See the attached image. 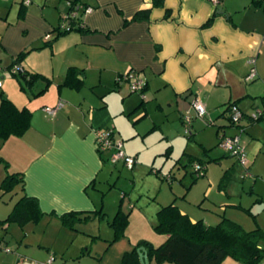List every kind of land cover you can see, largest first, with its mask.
Wrapping results in <instances>:
<instances>
[{
	"label": "crops",
	"instance_id": "crops-1",
	"mask_svg": "<svg viewBox=\"0 0 264 264\" xmlns=\"http://www.w3.org/2000/svg\"><path fill=\"white\" fill-rule=\"evenodd\" d=\"M23 1L8 4L0 0V101L3 95L16 107L31 112L30 126L21 137L0 141V183L6 173H21L23 189L16 188V194L33 197L43 213H54L56 217L45 216L42 221L47 226L53 224L58 235L70 237L74 232L63 227L58 216L103 208L104 195L97 197V185L105 165L110 163L111 152L96 149L95 132L112 129L107 128L105 120L99 121L94 111L105 108V90L119 92L122 82L131 85L138 80L144 84L142 95L152 94L158 110L163 109L164 99L177 105V101L191 105L198 99L205 109L213 108L220 99L224 101L225 117L228 104L233 102L244 115L255 105L264 112V9L253 0L248 5L244 1L240 11L232 10L230 0H220L217 6L208 0H163V7H153V0L84 1L93 8L81 19L91 33L72 32L44 47L41 51L49 56V71L42 68L40 60L36 61L41 54L35 53L38 49L17 62L22 51L38 42L43 46L44 36L58 25L38 4L29 0L30 4L24 6ZM144 11L147 15L140 14ZM65 53L68 57L55 68L54 60ZM13 64L22 73L49 75H44L50 81L48 99L32 103L20 97V85L9 71ZM69 68L84 72L80 91L63 86ZM251 71L255 77L248 81ZM89 74L92 76L88 78ZM117 78L122 81L114 90ZM86 83L93 91L102 90L91 97L99 104L93 99L88 101L82 93ZM43 87H36L35 95ZM45 92L35 98L46 96ZM59 102L63 105L54 116L43 112ZM142 107L144 100L135 110ZM259 123L264 126V114ZM6 208L0 210V219L12 207ZM0 228L4 231L0 233V244L7 248L4 238L8 230L20 237V228L14 224ZM18 245L14 251L0 253V264H46L41 252L22 251L20 240ZM39 247L47 250V246ZM48 256L55 261L54 253Z\"/></svg>",
	"mask_w": 264,
	"mask_h": 264
},
{
	"label": "rangeland",
	"instance_id": "rangeland-1",
	"mask_svg": "<svg viewBox=\"0 0 264 264\" xmlns=\"http://www.w3.org/2000/svg\"><path fill=\"white\" fill-rule=\"evenodd\" d=\"M6 1L10 4L14 0ZM32 1L43 8L46 15L52 16L56 20L55 24L59 22L58 13L66 10V0ZM230 1L233 11H240L239 8L243 6L244 1L249 4V0H242L241 3L238 1L236 3V0ZM51 36L53 38L55 34ZM38 43L31 46V48H39L35 53H41L36 57V61L40 60L42 68L49 71L52 68L49 56L47 52L41 51L45 49L41 47V42ZM67 57L66 53L59 54L54 60L55 68ZM40 74L49 76L44 72ZM91 74L88 78L92 76ZM22 84L27 88L24 82ZM44 84L45 82L40 79L34 81L35 88L32 86V91L37 92L36 87L39 88ZM87 84L82 93L86 95L88 101L93 99L99 104L98 99L91 97H95L97 92L102 90L98 88L97 92L93 91ZM121 87L119 92L105 90V108L94 111L99 114V121L108 122L107 128L112 129L122 141L124 154L134 159L132 168H128L122 162L105 165L97 185V197L100 199L101 195H104L101 203L105 216L102 219L95 218L87 224L77 225V233L74 231L70 237L69 234L58 235L53 224L47 226L44 220L38 224H27L20 229V237L8 230V235L4 238L8 248L6 246L5 248L9 252L14 251L19 247L20 240L22 251L41 252V257H44L43 262L53 258L48 254L54 253L55 264H119L122 254L139 242L146 241L158 246L165 240V235L153 229L157 223L156 212L160 206L167 205L174 199L180 211L193 221L202 220L205 225L214 226L223 215L246 231L257 227L264 231V126L262 123L249 124L243 119L239 124L246 127L245 129L231 126L226 115L221 116L224 111L222 105L224 101L220 99L215 102L213 108L206 109L207 114L204 118L197 117L190 103L185 100L177 101V105L164 99L166 106L162 103L163 109L158 110V101L152 94L130 93V84L127 82H122ZM19 88L20 97L24 100L29 98V102L32 103L42 101L49 92L47 89L44 93L46 96L37 99L39 96L32 97L29 89L23 90L21 85ZM141 100L145 101V107L135 110ZM257 108L262 109L261 106ZM256 110L255 105L248 112V116L256 115ZM182 114L184 117L192 118L189 129L180 120ZM87 121H90L89 117ZM223 132L226 137H240L246 158L245 167L234 163V160L219 148ZM189 134H193V137L189 138ZM204 150H207L206 154L203 153ZM184 154L206 162L205 175L199 177L188 191L186 187L192 181L189 174L193 172V168L188 167L184 170L176 163L178 159H184ZM230 167L233 168L231 177L226 186L219 189V180L223 172ZM246 167L249 170H246ZM245 171L247 176L244 175ZM16 193L17 190L3 196L0 210L5 211L6 207H12L21 196V192ZM99 199L97 207L101 204ZM119 205L124 213L129 214V222L121 238L109 244L114 235L109 222ZM0 233L4 234L1 228ZM39 245L47 246L48 252ZM260 246L264 247L263 241L260 242ZM148 264L156 263L148 261ZM220 264L245 263L226 257ZM257 264H264V257Z\"/></svg>",
	"mask_w": 264,
	"mask_h": 264
},
{
	"label": "trees",
	"instance_id": "trees-1",
	"mask_svg": "<svg viewBox=\"0 0 264 264\" xmlns=\"http://www.w3.org/2000/svg\"><path fill=\"white\" fill-rule=\"evenodd\" d=\"M253 2L256 5L262 6L264 9V0H253ZM152 5L153 7H163V0H153ZM22 7L23 5L20 9ZM147 13V11H144L143 13L140 12V14L144 15H147ZM79 20V22H71L70 29L68 31L61 29L58 22V25L52 29L49 34H47L49 39H44L42 48L48 46L50 47L59 37L68 35L72 32L82 34L91 33L83 26L81 19ZM53 33L55 36L52 38L51 34ZM47 35H45L44 38ZM35 49L39 48H28L22 51L17 58V62L19 60L21 62L24 56ZM14 76L17 78V81L23 90L29 89L31 92L35 80L40 79L45 82L40 93L45 92L50 83V81L41 74H27L21 72L14 74ZM83 77V70L69 68L67 70L63 86L65 85L72 90L80 91L83 87ZM126 79H124V81H126ZM121 81V79L117 78L114 90L118 89ZM23 82L26 84L27 88H25L22 84ZM40 93H36V95L35 93L30 94L35 97L39 96ZM140 94L142 95V92ZM262 100L264 102V98H262ZM231 104L235 103H229L228 106ZM263 114L264 112L262 111L261 114L254 119L252 116L244 115L242 113L243 117L241 120L245 119L249 122V124H254L263 119ZM226 118L229 120L231 126L243 129L246 128L240 126V124L235 125L231 121L229 114ZM30 119L31 112L28 109L24 107H16L10 100L1 95L0 141H5L10 137H21L29 128ZM222 136H224V132ZM188 137L191 138L192 134H189ZM203 153L206 154L207 150H204ZM228 156L232 158L230 155ZM183 158L184 159L182 160L178 159L176 163L184 170L188 167L193 168V172L189 174L192 181L189 186L186 187V191H188L199 177H203L205 175L206 162L204 163L201 159L185 154L183 155ZM232 159L238 163V161L234 158ZM6 168L7 167H5V169ZM246 168L249 170L248 167ZM232 170L233 168L230 167L223 172L218 183L219 189H223L226 186L231 177L230 175ZM23 184L24 180L21 173H6L0 183V201L3 196L15 192L16 188H20L22 191ZM184 197L185 196H183V198ZM120 206L121 205H119L114 216L109 222V225L114 232L113 238L109 244H113L121 238L124 229L129 222V214L124 213ZM45 216L56 217L54 213H43L39 207L37 199L21 194L18 200L13 204L7 216L0 219V226L6 228L8 225L14 224L20 229H23L27 224H38ZM104 216L105 214L102 212V209H98L87 212L71 211L62 214L57 218L63 227L77 232V225L87 224L95 218L102 219ZM156 217L157 223L153 229L156 232L165 235V240L158 246H153L146 241L139 242L133 246V248L122 254L119 264H140L136 251L139 247H144L147 251L148 261H154L156 264H163L165 262L172 264H220L226 257H231L245 264H257L264 257V247L260 246V242H264V231L258 227L251 231H246L239 224L223 215L220 217V221L214 226L205 225L202 220L192 221L188 215L182 213L176 206L175 199L167 205L160 206L156 212ZM93 238L95 239L97 237ZM0 247L5 246L0 244Z\"/></svg>",
	"mask_w": 264,
	"mask_h": 264
},
{
	"label": "built area",
	"instance_id": "built-area-1",
	"mask_svg": "<svg viewBox=\"0 0 264 264\" xmlns=\"http://www.w3.org/2000/svg\"><path fill=\"white\" fill-rule=\"evenodd\" d=\"M84 1L87 0H66L67 2L66 10L63 13H61L59 16V24L61 29L68 31L70 29L71 22L73 21L79 22L80 21L79 19H82L83 16L91 14L93 12V8L90 5L86 4V2ZM208 1H210L214 6H217L220 3V0H208ZM29 4H30L29 0L23 1L24 6H28ZM44 39L48 40L49 36L47 35ZM10 72L14 75L22 72V70L19 66L15 64L10 68ZM254 77H255L254 71H251V74L247 77L246 80L251 81L252 79H254ZM143 86L144 84L141 81L135 80L130 85V90L131 92L141 93ZM0 87H1V80H0ZM62 105L63 104L59 102L58 105L54 108H44L43 112L46 113L48 116L52 117L62 107ZM191 108L194 110L196 116L199 118H204L207 114L205 107L198 99L194 100L191 103ZM227 108H228L227 112L230 115L231 121L235 125L239 124L240 120L243 117L240 109L235 104H231ZM260 114L261 112H257V114L253 115L252 117L255 119ZM182 121L187 126V129H189L188 126L192 123V118L189 116L186 117L182 116ZM95 145H96V149L99 152L102 153L111 152L110 155L111 164L122 162L128 168L133 167L134 159L125 156L124 152L122 151V142L121 140L115 138L112 130L96 131ZM219 148L228 155H230L232 158H234L236 161H238L240 165H242L243 167L246 166L244 147L240 142L239 136H233V137L222 136L220 138ZM244 175L247 176V171H245ZM1 251L5 253L9 252L5 247H0V252ZM53 261L54 259L51 258L47 261V264H52Z\"/></svg>",
	"mask_w": 264,
	"mask_h": 264
},
{
	"label": "water",
	"instance_id": "water-1",
	"mask_svg": "<svg viewBox=\"0 0 264 264\" xmlns=\"http://www.w3.org/2000/svg\"><path fill=\"white\" fill-rule=\"evenodd\" d=\"M217 14H224L223 12L221 11H218ZM9 71H10V68H9ZM256 112H262V110H258V108H256ZM137 254H138V259H139V262L140 264H148V258H147V251L144 247H139L137 250Z\"/></svg>",
	"mask_w": 264,
	"mask_h": 264
},
{
	"label": "clouds",
	"instance_id": "clouds-1",
	"mask_svg": "<svg viewBox=\"0 0 264 264\" xmlns=\"http://www.w3.org/2000/svg\"><path fill=\"white\" fill-rule=\"evenodd\" d=\"M21 73V72H20Z\"/></svg>",
	"mask_w": 264,
	"mask_h": 264
}]
</instances>
